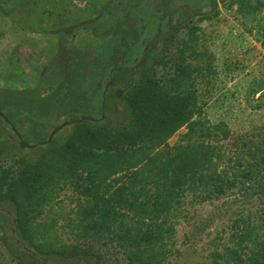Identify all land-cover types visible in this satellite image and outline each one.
Segmentation results:
<instances>
[{"label": "trees", "instance_id": "trees-1", "mask_svg": "<svg viewBox=\"0 0 264 264\" xmlns=\"http://www.w3.org/2000/svg\"><path fill=\"white\" fill-rule=\"evenodd\" d=\"M238 13L253 18L264 46V0H241ZM198 31L174 40L158 74L128 92L124 126L83 122L37 158L0 166V208L10 214L0 213V264H19L16 242L38 253L70 249L98 264H165L184 214L220 200L229 234L213 264H264V125L234 136L205 116L194 81L216 71L213 57L197 50ZM60 220L68 247L56 237Z\"/></svg>", "mask_w": 264, "mask_h": 264}, {"label": "flooded vegetation", "instance_id": "flooded-vegetation-1", "mask_svg": "<svg viewBox=\"0 0 264 264\" xmlns=\"http://www.w3.org/2000/svg\"><path fill=\"white\" fill-rule=\"evenodd\" d=\"M233 3L235 0H106L92 15L65 24H42L32 34L43 41L44 54L22 49L0 61V97L5 107L0 106L4 116H0V166L7 162L9 168L22 158L30 159L25 153L37 146H43L39 155L43 153L58 138L62 130L46 144L60 125L36 146L25 143L24 137H41L42 131L59 121L124 126L128 92L142 79L158 74L173 41L184 31L199 29L198 23L212 17L218 8ZM80 38L91 44L75 47ZM0 213L10 216L2 208ZM9 230L16 234V227ZM15 245L22 248L16 260L19 264H98L96 258L74 255L70 249L38 253L22 243Z\"/></svg>", "mask_w": 264, "mask_h": 264}, {"label": "rangeland", "instance_id": "rangeland-1", "mask_svg": "<svg viewBox=\"0 0 264 264\" xmlns=\"http://www.w3.org/2000/svg\"><path fill=\"white\" fill-rule=\"evenodd\" d=\"M71 1L2 0L0 61L22 49L44 54L45 48L41 45L43 41L39 42V39L33 36V31L39 30L42 24L49 22L65 24L80 16L92 15L106 0H93L91 3H88V0ZM240 1L235 0L230 6L220 7L216 16L200 21L199 31L196 33L197 50H206L213 57L216 71L213 77L204 73L195 79L198 105L213 124L224 123L234 136L250 133L264 125V46L253 29L255 24L253 18L238 13ZM247 1L250 5L256 2ZM88 4L91 5L87 6ZM184 32L177 41L187 39L188 34ZM90 42L86 38H80L77 39L75 47L84 48L90 45ZM10 90L15 91L16 88ZM29 93L25 92L24 95ZM1 99L0 97V106ZM66 121L68 119L50 125L47 131H42L41 137L26 135L25 143L30 146L41 144L42 139ZM72 130V127L63 129L54 143H63ZM185 132V129L177 132L168 141V145L176 146ZM42 148L43 146H37L25 155L31 158L39 156ZM3 166L7 167V162ZM56 202L62 203L65 214L71 207L64 197L58 198ZM223 202L225 200L212 204H195L184 214L172 240V254L165 264H213L212 255L219 250V246L227 242L229 234L227 225L230 217L226 214L227 208H224ZM55 230L58 241L71 244V238L62 220ZM96 252L106 257L105 251L99 253L97 249ZM104 259L107 264H123L122 259L112 257ZM4 263L15 264L8 258L4 259Z\"/></svg>", "mask_w": 264, "mask_h": 264}, {"label": "water", "instance_id": "water-1", "mask_svg": "<svg viewBox=\"0 0 264 264\" xmlns=\"http://www.w3.org/2000/svg\"><path fill=\"white\" fill-rule=\"evenodd\" d=\"M0 116L4 118L3 114H1V113H0ZM85 120H87V119H85ZM76 123H80V122L63 123L62 125H60V126H59L58 128H56V129L52 132V134L49 136V139H48V141L46 142V144H50L51 141H52V139H53V137H54L58 132H60V131L63 130L64 128L69 127V126H72V125H74V124H76ZM26 146H27V145H26ZM31 148H32V147H31Z\"/></svg>", "mask_w": 264, "mask_h": 264}]
</instances>
